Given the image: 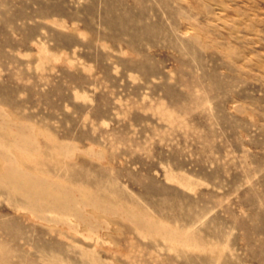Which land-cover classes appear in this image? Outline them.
<instances>
[{"label": "rangeland", "instance_id": "374dc122", "mask_svg": "<svg viewBox=\"0 0 264 264\" xmlns=\"http://www.w3.org/2000/svg\"><path fill=\"white\" fill-rule=\"evenodd\" d=\"M0 264H264V0H0Z\"/></svg>", "mask_w": 264, "mask_h": 264}, {"label": "bare ground", "instance_id": "6f19581e", "mask_svg": "<svg viewBox=\"0 0 264 264\" xmlns=\"http://www.w3.org/2000/svg\"><path fill=\"white\" fill-rule=\"evenodd\" d=\"M18 171L19 170L15 172L17 173ZM11 174L12 173H10V175ZM12 185L15 187L16 192H21L27 199L32 201L34 206H39L38 202L47 203L48 205L52 206V208L60 210L63 215L71 211L72 209V206L68 205V201L70 202L73 200V197L75 195L74 189H69L68 192L64 193V196L60 197L58 196L60 193L58 192V190H56L53 183L50 184L48 182L40 180L39 178L33 179L30 177L29 182L24 186V184L16 176L13 177ZM66 190L67 188H64V191ZM22 191L25 193H23ZM84 199L86 205H95L93 202L87 201V198ZM108 210L111 211L112 208Z\"/></svg>", "mask_w": 264, "mask_h": 264}]
</instances>
